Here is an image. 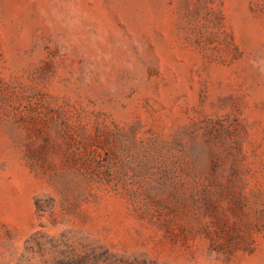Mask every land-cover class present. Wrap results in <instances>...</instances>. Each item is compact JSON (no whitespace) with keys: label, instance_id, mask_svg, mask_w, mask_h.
<instances>
[{"label":"rangeland","instance_id":"1","mask_svg":"<svg viewBox=\"0 0 264 264\" xmlns=\"http://www.w3.org/2000/svg\"><path fill=\"white\" fill-rule=\"evenodd\" d=\"M0 264H264V0H0Z\"/></svg>","mask_w":264,"mask_h":264}]
</instances>
